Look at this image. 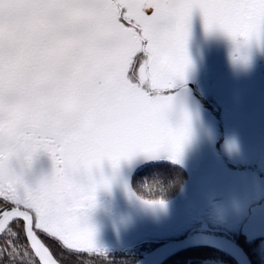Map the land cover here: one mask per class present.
I'll return each mask as SVG.
<instances>
[{"label": "snow or ice", "instance_id": "6c2138e0", "mask_svg": "<svg viewBox=\"0 0 264 264\" xmlns=\"http://www.w3.org/2000/svg\"><path fill=\"white\" fill-rule=\"evenodd\" d=\"M196 9L206 30L264 39V0H0V264L99 253L86 213L109 182L93 170L179 158L190 121L173 126L165 93L190 64ZM40 151L52 171L30 187L13 161Z\"/></svg>", "mask_w": 264, "mask_h": 264}, {"label": "flooded vegetation", "instance_id": "af4514ba", "mask_svg": "<svg viewBox=\"0 0 264 264\" xmlns=\"http://www.w3.org/2000/svg\"><path fill=\"white\" fill-rule=\"evenodd\" d=\"M239 41L219 29L206 30L200 11H193L186 45L190 64L165 93L173 97V126L184 114L190 121L179 158L141 153L94 169L97 180L103 175L109 182L86 213L102 250L85 254L54 246L61 264H136L154 248L194 234L224 237L251 264H264V39L246 45L244 62L238 59L242 51H235ZM13 167L35 187L53 163L40 151L30 168L18 161ZM236 191L242 201L235 224L215 229L213 201L237 197ZM156 200L163 206L147 203ZM252 210L253 224L245 228ZM158 264L238 263L214 247L195 246Z\"/></svg>", "mask_w": 264, "mask_h": 264}, {"label": "water", "instance_id": "95a60500", "mask_svg": "<svg viewBox=\"0 0 264 264\" xmlns=\"http://www.w3.org/2000/svg\"><path fill=\"white\" fill-rule=\"evenodd\" d=\"M254 210H252V214L247 220L245 228L253 224ZM195 246L214 247L225 252L238 264H251L247 255L239 245L224 237L206 234H194L180 241L164 243L151 250L136 264H158L174 253Z\"/></svg>", "mask_w": 264, "mask_h": 264}, {"label": "rangeland", "instance_id": "374dc122", "mask_svg": "<svg viewBox=\"0 0 264 264\" xmlns=\"http://www.w3.org/2000/svg\"><path fill=\"white\" fill-rule=\"evenodd\" d=\"M217 191H215L216 193ZM237 195L236 196H232L229 198H226L225 201L222 200H214L213 201V206L215 209V212L217 211V214H215V229H220V230H224L225 227L220 226V225H228L230 223L235 224V220H237L238 218V209H240L241 205V201L242 199L239 200V192L236 191L233 194ZM240 205V206H239ZM219 207V208H218ZM223 207V209H222ZM221 210L225 211V213L223 215H221ZM183 215V213H182ZM217 215V216H216ZM219 216H222V218H219ZM225 217H229V220H227Z\"/></svg>", "mask_w": 264, "mask_h": 264}, {"label": "clouds", "instance_id": "9594fccd", "mask_svg": "<svg viewBox=\"0 0 264 264\" xmlns=\"http://www.w3.org/2000/svg\"><path fill=\"white\" fill-rule=\"evenodd\" d=\"M234 41V40H233ZM246 43L244 41H239V46L235 49L236 53H241L238 55V59L242 62L247 60V56L245 54V47H246Z\"/></svg>", "mask_w": 264, "mask_h": 264}]
</instances>
